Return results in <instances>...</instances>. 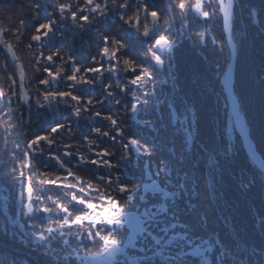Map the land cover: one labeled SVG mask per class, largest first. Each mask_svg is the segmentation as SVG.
<instances>
[{
  "label": "trees",
  "instance_id": "obj_1",
  "mask_svg": "<svg viewBox=\"0 0 264 264\" xmlns=\"http://www.w3.org/2000/svg\"><path fill=\"white\" fill-rule=\"evenodd\" d=\"M145 2L163 14L147 39L119 19L123 9L105 18L79 13L84 0H0V264H264V174L231 124L219 5L185 0L180 12L178 0ZM129 3L124 15L139 11L151 29ZM61 4L92 22L73 23ZM234 12V89L264 157V0H235ZM51 21L54 32L35 41ZM98 33L125 43L119 64L97 57L117 71L73 86L68 76L100 66L91 60ZM160 34L171 47L158 50V65L149 47ZM54 51L53 63L41 59ZM125 59L150 73L138 86ZM63 91L82 102L55 97Z\"/></svg>",
  "mask_w": 264,
  "mask_h": 264
},
{
  "label": "snow or ice",
  "instance_id": "obj_2",
  "mask_svg": "<svg viewBox=\"0 0 264 264\" xmlns=\"http://www.w3.org/2000/svg\"><path fill=\"white\" fill-rule=\"evenodd\" d=\"M84 2H85L87 7H80L78 9L79 13H84L86 11L97 12V13H100L105 18H107V11L106 10H108V9L119 8V9H123L124 13H126L131 7L129 0H120V2L118 4H117L116 0H110V2H109V0H105V2L103 3V6H101L100 3H97V0H84ZM136 7H137V9H139L140 11H142L145 14V19L151 18V22L153 25V27L151 29L145 28V25H142V22L139 18V11H137L134 14V16H131V17L124 15V13H120L119 19L124 24L133 28L135 34L138 37H142L145 39L150 38L153 35V33L157 29H159V27H160L159 21L161 20V17L163 14L161 11L154 10L153 8H151L150 5L145 2V0H137ZM177 8L179 9L180 12H185L187 10L185 0H178ZM59 9L61 11L62 16L65 17V13H67V15L71 19V21L73 23H77L79 21L81 27H83L84 25H88L92 22L89 15H78V12L73 10V7L71 4H61V5H59ZM205 18H206V14H205ZM54 26H55V21H51L47 25H45L43 28H37L38 35L34 38L35 41L39 42V41H42L43 39H45L47 37L43 34L45 32H47L48 35L53 33L54 32ZM141 28H143V31H141ZM97 35H98L99 40H100V43L98 45L97 56L92 57L91 60H92L93 65L100 64V66H93V67L84 68L83 69L84 74L80 75V76H78L76 74L68 76L67 79L74 82L73 86H75L76 84L92 85L93 80L86 78L89 75H92V76H96L98 74L102 75L106 70L109 73H115L117 71L115 65L108 66L107 68H105V66L103 65V62L99 61L97 59V57H103L104 60L114 61L115 64H119L120 61L117 58L118 53H119L120 49L126 48L125 43L122 42L121 40L116 39L113 36L106 35L105 33H98ZM112 45H115V47H111ZM163 46H167L170 49L171 43H170V40L167 36L160 34L159 39H155L150 44V47H149V52L151 54V57H152L153 61L155 63H157L158 65L163 63L162 58L157 55L158 50H162ZM60 55L61 54L59 51H54L45 57L44 53L41 52V59H46L48 61V63L51 64V63H53L54 58L60 57ZM123 63H124V65L128 66V68H130L132 72L137 73L132 79H130L128 81L129 85L138 86L139 81L141 79L145 78V76H142V74L150 75L147 68H145L144 66L135 65L134 61H132L131 59H125L123 61ZM44 71L47 73V75L49 77H52L53 79L59 78L58 73L54 74V72L49 71L48 69H44ZM74 72L77 74L81 73V68L76 67L74 69ZM40 84L48 85L49 80L48 79H41ZM108 87H109V89H111V85H109ZM123 91L127 92L128 87L125 86ZM106 93L109 96L114 95V92L109 91V90H106ZM54 95L56 98L57 97H59V98H70V100L75 102L76 104H80L82 102V98L80 96L75 95L70 91L56 92V93H54ZM49 96H50V93H45L44 98L47 100V99H49ZM133 99H135V97H133ZM37 103H39V101ZM86 104L88 106H93V99H87ZM40 106L45 107V105H43V104H41ZM136 107H138V105ZM74 114L77 117L80 116V112H75ZM96 116L101 117V113L100 112L96 113ZM105 118H108L110 122L114 121V118L111 117L110 115L103 117V119H105ZM60 127L62 128V127H64V125H61ZM57 131H59V128H57V127L52 129L53 133H56ZM122 134L123 133L121 132V135ZM43 140H47V138H43ZM34 145H37V143L33 142L31 144V148H33ZM66 155H71V154L66 153ZM103 155L105 157H107V156H110L111 154L104 152ZM55 159L59 160L58 157H55ZM82 162H84V161H82ZM87 162L96 163V161H87ZM77 202H80V201H77ZM29 210L31 211V209H29ZM44 211H47V209H44ZM65 211L68 212L69 210H65ZM113 243L115 246V244L118 242H113Z\"/></svg>",
  "mask_w": 264,
  "mask_h": 264
},
{
  "label": "rangeland",
  "instance_id": "obj_3",
  "mask_svg": "<svg viewBox=\"0 0 264 264\" xmlns=\"http://www.w3.org/2000/svg\"><path fill=\"white\" fill-rule=\"evenodd\" d=\"M99 259H101L100 257H98ZM102 261H104L103 259H101ZM96 264H107V263H102L101 261L100 262H97Z\"/></svg>",
  "mask_w": 264,
  "mask_h": 264
},
{
  "label": "water",
  "instance_id": "obj_4",
  "mask_svg": "<svg viewBox=\"0 0 264 264\" xmlns=\"http://www.w3.org/2000/svg\"><path fill=\"white\" fill-rule=\"evenodd\" d=\"M229 91H230V93H231V87L229 88Z\"/></svg>",
  "mask_w": 264,
  "mask_h": 264
}]
</instances>
